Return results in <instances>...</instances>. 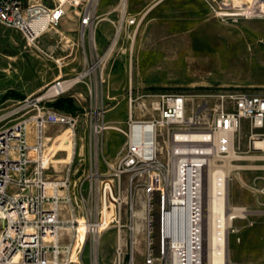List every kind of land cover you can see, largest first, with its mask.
<instances>
[{"label":"built area","instance_id":"built-area-1","mask_svg":"<svg viewBox=\"0 0 264 264\" xmlns=\"http://www.w3.org/2000/svg\"><path fill=\"white\" fill-rule=\"evenodd\" d=\"M95 3L57 0L47 6L37 0H0V25L21 34L31 52L60 70L69 55L55 56L56 45L49 44L53 38L48 32L61 24L68 10L77 17L81 49L78 70L72 68L70 75L53 80L42 94L29 96L10 113L0 115L1 121L9 114L32 112L0 128V264H85V252L87 264H203V223L192 207L204 181L213 138L234 136L247 128L251 142L264 139L260 132L264 90L190 93L133 83L132 50L124 45L134 42L141 17L128 13L121 0L113 9L117 13L111 22L113 32L101 49L96 42L100 19ZM120 53L128 56L129 65L121 128L105 118L110 97L104 90L106 65ZM77 87L83 91H76ZM54 88L59 91L48 93ZM64 95L77 103L91 101L85 107L76 105L74 112L47 105ZM27 120L34 122L32 144L26 142ZM111 129L123 137L114 162L103 151L104 134ZM59 133L72 145L71 158L63 166L44 157V139L55 140ZM80 140L88 148L86 174L75 167ZM11 148L16 150L15 158L10 156ZM124 177L129 194L137 185L142 187L145 201L140 209L131 197L127 202L123 196ZM110 204L115 215L106 222L104 212ZM104 235L110 242L103 246Z\"/></svg>","mask_w":264,"mask_h":264},{"label":"rangeland","instance_id":"rangeland-1","mask_svg":"<svg viewBox=\"0 0 264 264\" xmlns=\"http://www.w3.org/2000/svg\"><path fill=\"white\" fill-rule=\"evenodd\" d=\"M38 1L53 6L57 0ZM247 1L250 3V0H127V10L141 17L134 42L131 46L124 45L132 50L133 83L190 93L226 89L264 90V16L219 15L229 11L242 13L237 7L245 6ZM117 4L118 0H96V16L100 19L99 46L104 44L105 36L113 31L111 22L115 20L116 12L113 9ZM73 14L68 10L66 18L57 28H64L66 21L73 20ZM70 27L73 28V25L70 24ZM71 37L74 39L71 42L75 43V37ZM63 45L64 49H69ZM71 48L65 52L69 56L63 58L60 70L52 61L34 55L21 34L0 25V115L10 113L22 105L27 97L42 94L60 71L70 75L72 67H78V70L81 55L75 46ZM127 61L128 56L120 53L114 55L106 65L104 90L110 99L106 100L109 110L105 118L110 125L120 128L126 116L123 96L128 79ZM42 86L44 88L40 89ZM75 90L79 92L83 88L77 87ZM16 93L23 98H17ZM73 101L75 106L85 107L91 100L82 99L80 103ZM25 111L6 116L0 121V128L32 113L23 116ZM54 129L49 128L51 132ZM260 132L264 133V128ZM103 142L105 155L111 161H116L117 152L123 144L122 135L108 130ZM79 145L81 155L75 167L79 168L81 174H86L89 167L87 143L80 140ZM234 147L241 156H255L256 160L232 163L250 168L233 171L229 181V202L246 210L245 218L234 219L229 229V232L234 231L228 237L229 260L232 264H264V159H261L264 152L252 148L247 128L234 135ZM62 156H65L64 152L56 155ZM216 163L222 164V161ZM100 168L104 170L101 162ZM125 180L124 177L121 181L123 196L127 202L131 197V202L140 209V203L145 201L144 193L139 190L142 187L137 185L129 194ZM83 193L86 194V187ZM155 202L156 197L153 198ZM108 242L110 237L104 235L102 245ZM108 254L110 257V252ZM84 261L88 263L87 252Z\"/></svg>","mask_w":264,"mask_h":264},{"label":"bare ground","instance_id":"bare-ground-1","mask_svg":"<svg viewBox=\"0 0 264 264\" xmlns=\"http://www.w3.org/2000/svg\"><path fill=\"white\" fill-rule=\"evenodd\" d=\"M40 2V1H39ZM248 4V5H247ZM264 0H250L246 5L237 7L239 12H222L220 16L233 17L240 15H249V17L264 16ZM235 8V7H234ZM55 28L48 32L52 37L55 35ZM62 41L64 45H68L70 40L62 33ZM54 37V36H53ZM52 37V38H53ZM61 44V43H60ZM62 45L56 47V57L63 55ZM59 91V89H50L48 93ZM47 93V94H48ZM26 142L32 144L35 141V127L33 120L25 122ZM252 148L264 151V139L258 138L251 142ZM58 152H64L65 156L56 157ZM10 156L16 157V150L10 149ZM221 153H226L222 155ZM72 154V145L67 141L64 134H58L55 140L51 138L44 139V157L47 161L52 162L58 166H62L68 162ZM256 160L254 156L244 157L238 154L234 147V136L231 134H215L213 138V146L211 153L207 157V167L205 170L204 181H201L197 188L196 196L193 199L192 213L201 217L202 220V249L201 261L203 264H232L228 255V237L230 232L228 230L232 227L234 219L245 218L246 210L242 207L233 206L229 202L228 186L231 178V173L236 170L248 169L250 166L232 164L234 161L241 160ZM264 159V156L261 157ZM220 160L222 164L216 162ZM264 168V166H262ZM200 192V197L197 195ZM199 198V199H198ZM197 199V200H195ZM195 205V207H194ZM138 217L142 213H137ZM81 216V213L79 212ZM106 222L114 217V209L112 204L110 208L104 212ZM2 228V218L0 216V230ZM79 241V240H78Z\"/></svg>","mask_w":264,"mask_h":264},{"label":"crops","instance_id":"crops-1","mask_svg":"<svg viewBox=\"0 0 264 264\" xmlns=\"http://www.w3.org/2000/svg\"><path fill=\"white\" fill-rule=\"evenodd\" d=\"M38 1V0H37ZM121 0H118V3L120 2ZM125 1V5H126V10H127V0H124ZM43 3V2H42ZM45 4V3H44ZM47 5V4H46ZM118 5V4H117ZM48 6V5H47ZM115 9H117L116 7H115ZM127 12L128 13H130L128 10H127ZM95 13H97V7H96V10H95ZM130 14H133V15H136L135 13H130ZM116 17H115V19L117 18V13H116V15H115ZM66 18V16L63 18V20ZM71 19H73V20H70V22L69 21H66L67 23H66V26H64V28H62V29H59V28H57L56 30H55V35H53L52 37H53V40L52 41H50L49 42V44H54V45H56V47H60V43L62 42L63 43V39H62V35H61V33L64 35V36H67L68 38H69V40H70V43L67 45V47H69V49L71 50L72 48L71 47H73V46H75V48H76V50H77V52H79V54L81 55V49H80V44H79V40H78V33H77V30H78V20H77V17L73 14V17L71 18ZM63 20L61 21V23L63 22ZM66 20H68V18L66 19ZM70 24L71 25H73V28L72 27H70ZM75 26V27H74ZM73 30V31H72ZM113 32V31H112ZM112 32L108 35V36H110L111 34H112ZM105 35V34H104ZM71 36H73V37H75V39H76V42L74 43V42H71L72 40H74V39H72V37ZM108 36H105L106 38H108ZM99 37H100V35H99V26H98V28H97V37H96V42H97V45H98V47L99 48H104L105 46H106V44H107V39H105L106 40V42H105V40H104V44L102 45V46H99ZM84 47L85 48H87V42H86V40H84ZM63 45V44H62ZM64 46V45H63ZM62 49L64 50L63 51V55L62 56H59V57H64L65 56V52L67 51V50H69V49H64L63 47H62ZM56 48H55V50H54V54H55V56H56ZM33 54L34 55H36L37 57H41V55H37L36 53H34L33 52ZM43 57V56H42ZM43 58H45V57H43ZM46 59V58H45ZM78 63L80 64V66H81V57H80V61H78ZM72 68H74V69H77L78 67H72ZM72 68H71V70H72ZM63 75H68L67 73H62L61 71H60V73H59V75H57L55 78H54V80L56 79V78H58L59 76H63ZM46 86V85H45ZM42 88H44V86H42V87H40V89H42ZM40 89H38V90H40Z\"/></svg>","mask_w":264,"mask_h":264},{"label":"trees","instance_id":"trees-1","mask_svg":"<svg viewBox=\"0 0 264 264\" xmlns=\"http://www.w3.org/2000/svg\"><path fill=\"white\" fill-rule=\"evenodd\" d=\"M15 95L17 98H23L21 94L16 93ZM47 105L62 112H74L76 109L73 99L67 96L58 97L51 102H47Z\"/></svg>","mask_w":264,"mask_h":264}]
</instances>
